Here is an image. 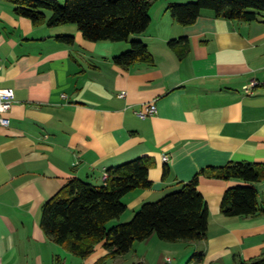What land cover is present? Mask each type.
<instances>
[{
  "label": "crops",
  "instance_id": "0c3cea01",
  "mask_svg": "<svg viewBox=\"0 0 264 264\" xmlns=\"http://www.w3.org/2000/svg\"><path fill=\"white\" fill-rule=\"evenodd\" d=\"M168 5L154 1L150 26L131 36L148 45L154 63L122 67L113 59L130 49V41L92 42L75 24L35 26L0 0V88H12L16 99L10 124H0V264H98L106 257L103 264L133 263L131 252L108 257L104 241L89 257H78L45 233L44 205L72 179L103 185L113 167L139 157L154 160L152 187L128 193L127 211L113 226L179 190L203 168L264 163V17L247 23L204 10L196 23L183 26ZM58 35H73L75 43ZM180 37L188 38L187 50L170 46ZM254 80L260 84L248 92ZM151 104L157 112L141 117L138 111ZM249 184L263 202L264 180L201 176L208 238L165 242L151 236L138 242V262L172 263L167 250L204 253L202 264L263 254L264 214L228 217L221 211L228 188Z\"/></svg>",
  "mask_w": 264,
  "mask_h": 264
},
{
  "label": "trees",
  "instance_id": "16d2710c",
  "mask_svg": "<svg viewBox=\"0 0 264 264\" xmlns=\"http://www.w3.org/2000/svg\"><path fill=\"white\" fill-rule=\"evenodd\" d=\"M14 13L32 20L35 26L50 27L75 24L85 39L92 42L131 41L127 51L114 57L122 67L137 62L154 63L148 45L132 35L144 33L152 22L151 6L157 0H7ZM174 19L183 26L198 21L204 10L215 17L251 23L264 17V0H167ZM63 43H75L73 35H58ZM170 46L189 48L187 37L169 42ZM154 160L139 157L111 168L103 185H94L79 178L70 180L43 208L42 228L57 244L74 255L87 258L102 241L108 257L126 255L135 243L153 235L166 242L201 241L208 238L210 208L199 189L201 176L218 179H241L250 183L264 180V163L232 161L220 166H208L179 190L156 201L146 202L129 221L110 226L127 211L123 198L136 189L152 187L149 178ZM170 174L164 169V178ZM221 211L228 217H258L264 214V201L259 200L255 185H238L226 190ZM202 264L204 253L195 254ZM104 258L98 262L103 264ZM235 264H264V253L246 260L235 256ZM132 264H146L134 262Z\"/></svg>",
  "mask_w": 264,
  "mask_h": 264
},
{
  "label": "built area",
  "instance_id": "2783aa9c",
  "mask_svg": "<svg viewBox=\"0 0 264 264\" xmlns=\"http://www.w3.org/2000/svg\"><path fill=\"white\" fill-rule=\"evenodd\" d=\"M258 84H260L259 81L254 80L251 85L245 86V89L250 92L252 88L256 87ZM121 97L126 96V92L123 91L120 93ZM16 102L15 99V92L12 88H0V124L4 126H8L10 124V117L9 113L12 110L14 104ZM157 112V106L156 104L147 105L144 107L143 110L138 111V114L141 117H146L148 115H153ZM164 161H168V156H163ZM108 177V173L106 172L104 174V179L106 180ZM168 261L171 263V259H168Z\"/></svg>",
  "mask_w": 264,
  "mask_h": 264
},
{
  "label": "rangeland",
  "instance_id": "374dc122",
  "mask_svg": "<svg viewBox=\"0 0 264 264\" xmlns=\"http://www.w3.org/2000/svg\"><path fill=\"white\" fill-rule=\"evenodd\" d=\"M189 1H191V0H179L180 3H186V2H189ZM60 2L63 4V3H65V0H60ZM132 36H134V35H132ZM129 44H131V43H129ZM125 51H127V50H125ZM125 51H123V52H125ZM134 214L128 219V221L133 218ZM109 225H111V223ZM153 236H155V238H158L157 235H153ZM158 240H160V239L158 238ZM167 252H169L170 253V257L173 258V262L172 263L169 262L168 264H178V262L180 263L182 260L185 261L184 264H192L193 261H194V264L196 263L195 252H192L188 256H186V254L183 255V256H180V254L178 252H176L175 250L174 251H172V250L168 251L167 250ZM127 258L133 263L134 262H138V241L135 243L130 255H128ZM156 264H163V262H161V263L157 262Z\"/></svg>",
  "mask_w": 264,
  "mask_h": 264
}]
</instances>
